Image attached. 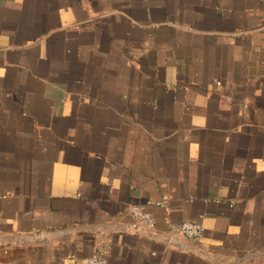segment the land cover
<instances>
[{"label": "crops", "instance_id": "crops-1", "mask_svg": "<svg viewBox=\"0 0 264 264\" xmlns=\"http://www.w3.org/2000/svg\"><path fill=\"white\" fill-rule=\"evenodd\" d=\"M98 249L264 264V0H0V264Z\"/></svg>", "mask_w": 264, "mask_h": 264}, {"label": "built area", "instance_id": "built-area-1", "mask_svg": "<svg viewBox=\"0 0 264 264\" xmlns=\"http://www.w3.org/2000/svg\"><path fill=\"white\" fill-rule=\"evenodd\" d=\"M129 214L133 222L130 228L136 231H141V228H146L151 231L154 230L153 216L141 206H131ZM152 236L160 239L165 244H171L173 239L177 237L186 238L188 240H199L203 236V226L196 221H185L180 224L172 225L166 233L153 232ZM106 256L107 251L105 249H98L92 257L84 261V264H108Z\"/></svg>", "mask_w": 264, "mask_h": 264}]
</instances>
